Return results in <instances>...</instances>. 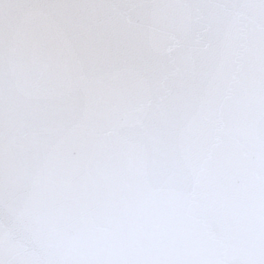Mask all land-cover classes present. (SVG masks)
Listing matches in <instances>:
<instances>
[{"label":"snow or ice","instance_id":"6c2138e0","mask_svg":"<svg viewBox=\"0 0 264 264\" xmlns=\"http://www.w3.org/2000/svg\"><path fill=\"white\" fill-rule=\"evenodd\" d=\"M0 264H264V0H0Z\"/></svg>","mask_w":264,"mask_h":264}]
</instances>
